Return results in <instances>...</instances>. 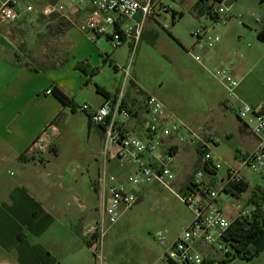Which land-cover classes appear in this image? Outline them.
<instances>
[{
	"label": "crops",
	"instance_id": "obj_1",
	"mask_svg": "<svg viewBox=\"0 0 264 264\" xmlns=\"http://www.w3.org/2000/svg\"><path fill=\"white\" fill-rule=\"evenodd\" d=\"M5 1L0 0V5ZM137 1L146 4L151 2L153 6L161 3L164 10L158 9L160 12L152 20L144 19L141 14L131 21L121 20L106 35L97 38H91L80 30L92 10L88 2L17 0V10L24 11L27 6H33L34 12L23 14L15 23L0 24V264H97L89 241L84 237V231L101 219L99 211L97 209V212H88L85 207L84 211H76L72 196L76 198L77 189L70 187H77L79 184L87 186L88 190L96 194L99 202L93 187L102 168L107 166L113 174L121 176V179L129 171L121 172L114 157H109L107 162L102 156V130L90 121L89 113L80 110L82 105H77L76 100L80 99L85 89L95 87L97 97H90L82 104L99 108L123 90V105L134 114L128 123V129L135 136L146 140L148 135L144 122L147 114H141L140 111L143 110L145 98L152 94L137 79L134 72L136 58L142 44L152 47L159 44V33L153 25L154 22L158 23V18H167L172 13L174 26L177 19L185 17L183 10L164 6L165 0ZM57 3L64 6L62 13L43 14L47 5ZM197 11L194 18L201 23L200 28L220 37V42L211 49L206 46L200 48L196 43L192 46L190 52L196 56L201 57L197 51L205 52L204 59L201 57V62H198L204 68H208L225 54L228 48L227 34L233 35L235 28L239 30L236 35L240 44L246 39L251 41L250 45L254 44L252 51L251 47L250 52L241 54L242 60L239 63L221 68H226L239 81L236 97L230 98L226 94L223 102V108L230 110L236 118L235 129L242 147L237 150L233 164L227 165V172L230 168L239 170L242 182L249 189L244 172L246 169L254 172L242 166L241 162L255 150L257 139L253 134L252 123L242 120L238 112L244 105L264 111V43L257 39L258 32L264 30V17L256 18L253 25L245 22L248 32H244L241 26L229 23L233 15L228 22L220 25L204 9L200 11L197 8ZM174 13L182 14V17L175 20ZM251 17L254 18V15L251 14ZM123 24L135 29L142 24V30L138 41L133 37L126 40L124 44L128 46L127 61L119 62L116 52L109 55V47L113 35ZM219 25L222 26L220 29ZM131 60L132 69L129 76H126L124 69ZM107 65L113 68L115 75L112 83L104 84L98 76L107 69ZM55 89L65 93L72 106H65L55 93L46 94V91L55 92ZM166 108L171 111L167 106ZM171 112L176 121L200 131L205 140L214 139L216 142L213 152L220 146L222 134L218 125H225L226 116H212L201 123L187 118L178 119L177 114ZM52 123L58 129V134L53 138L54 152L27 153L30 146ZM75 126H79V132L72 130ZM164 144L167 148L172 146L171 165L174 171L178 169L180 172H189L184 156L194 148L198 158L197 146L182 141L179 136L165 139ZM73 149L90 157L91 162L94 160L97 164L96 171L91 164L80 175L68 173L59 162L66 151L71 152ZM96 149L98 152L95 154ZM38 156L44 158V163L38 161ZM178 161L181 163L180 168L176 167ZM218 174L219 171H206V179L226 195H242L226 184L228 173L221 179H218ZM175 175L177 180L178 175ZM151 186L140 191L139 201ZM225 189L231 192H226ZM222 196L221 193L217 205L229 220H234L237 215L234 207L240 205L231 204ZM249 199L242 208H255L249 203ZM228 208L231 209L230 215L225 212ZM68 217L75 221L71 226H68ZM57 223L59 225L55 227ZM175 240L166 245L174 243ZM192 248L194 253L201 255L204 262L228 264L234 261L225 263L227 255L202 242L194 243ZM164 251L165 249L157 253L151 264L161 258Z\"/></svg>",
	"mask_w": 264,
	"mask_h": 264
},
{
	"label": "built area",
	"instance_id": "obj_2",
	"mask_svg": "<svg viewBox=\"0 0 264 264\" xmlns=\"http://www.w3.org/2000/svg\"><path fill=\"white\" fill-rule=\"evenodd\" d=\"M80 3L88 2L91 13L87 21L80 26V30L91 38L104 36L111 27H116L121 20L131 21L138 14L144 19L151 17V2L143 5L137 0H72ZM17 0H6L0 5V24H12L26 13L34 12L33 6H27L24 11L17 10ZM64 6L60 3L49 4L43 9L44 15L62 13ZM215 23L225 24L231 19L229 9L219 6L212 12ZM142 24L136 29L123 24L113 35L112 44L115 48L122 46L126 40H139ZM195 43L203 48H213L220 42V37L211 35L206 29L192 32ZM197 62L201 57L189 52ZM133 60L124 69L129 76ZM216 75L221 79L230 98L236 97L239 81L226 69H220ZM47 95L53 90L46 91ZM123 90L112 99H108L99 108L82 105L80 110L90 114V121L101 128L103 145L101 154L108 162L109 157L118 161L121 172L129 174L121 179L104 166L96 180L93 189L98 194L101 213L100 221L92 224L84 231V237L89 241L97 264H109L104 253V241L109 230L131 210L140 199V191L150 185H159L167 191L173 192L176 175L172 169V146L167 148L165 139L181 137L191 145L197 146L202 153L203 168L198 171L187 184L184 192L178 197L191 209L193 221L174 243L166 245L165 237L159 233L156 238L164 245L165 251L161 258L153 264H204L201 255L193 252V244L202 242L216 248L224 255L232 254L228 243L224 240L227 231L237 219H250L254 207L242 208L235 206L236 218L229 220L217 205L222 190L215 188L206 179V171H219L222 163L214 157L215 140H205L200 131L176 121L174 114L155 96H148L144 100L141 114H147L144 122L147 139L142 140L128 129V123L134 114L123 105ZM242 120H249L253 125V134L257 139L255 150L242 159V166L264 177V111H258L250 105H244L238 112ZM58 134L54 123L48 125L41 136L30 146L27 153H53V138ZM38 161L44 163V158L38 156ZM131 168V170H130ZM226 184L231 185L243 181L237 169H228Z\"/></svg>",
	"mask_w": 264,
	"mask_h": 264
},
{
	"label": "rangeland",
	"instance_id": "obj_3",
	"mask_svg": "<svg viewBox=\"0 0 264 264\" xmlns=\"http://www.w3.org/2000/svg\"><path fill=\"white\" fill-rule=\"evenodd\" d=\"M223 6L229 9L230 16L233 15L229 23H236L248 32L245 22L255 24L256 18L264 17V0H222ZM146 5L145 2H142ZM164 6H170L175 10H183L185 17L177 19L176 24L172 25V13L167 18H158V23H153L159 33V44L152 47L146 43L140 47V52L136 58L134 72L138 81L152 96L160 99L178 119H192L195 122H203L212 116H226L225 125H218L221 128L222 142L214 151V157L220 159L222 168L219 170L218 179L226 176L229 164H233L237 150L242 149L239 136L236 132L237 121L230 110L223 108L224 99L227 97L221 79L216 75L217 71L225 66L236 65L242 60L241 54H246L254 49L250 45L251 41L238 42L235 28L233 35L227 34L228 48L222 57L216 59L208 68L198 63L189 53L195 43L192 32L201 29V23L194 18L198 12L197 8L207 10V6L200 0H165ZM151 20L156 18L164 10L161 3L159 6L151 4ZM221 5H217L218 8ZM254 15V18L251 17ZM204 22V20H202ZM223 25V24H220ZM218 26L219 29L222 26ZM126 44V43H125ZM115 48L113 44L109 47V55L116 52L119 62H126L128 46ZM204 59L205 52L197 51ZM244 59V58H243ZM205 71H204V69ZM115 73L110 65L99 76V80L104 84L112 83ZM96 96V88L89 87L82 92L77 105H83L84 100ZM100 98V96H98ZM183 119V120H184ZM72 130L80 131L79 126ZM231 135L232 137H228ZM98 152L96 149L95 154ZM196 149L191 148V152L184 156L188 165L189 172L173 171L177 174V180L173 185V192L163 189L159 185H152L144 194L141 201L129 210L120 221L113 226L104 241V253L109 264H151L155 260L157 253L165 249L164 245L157 240L156 236L162 233L166 239L165 243H171L185 228L190 226L194 217L191 209L178 197L184 186L192 180L194 175L201 169L200 158H196ZM196 159V160H195ZM178 160V159H176ZM175 160V161H176ZM195 161V163H194ZM60 165L66 168L71 174L80 175L87 166H91L94 171L97 164L91 158L75 151H66L60 158ZM180 164V165H179ZM178 161L176 167L180 168ZM131 170V168H130ZM244 176L249 183V189L240 197L226 195L222 192V198L231 204L243 206L244 202L251 198L253 193L261 192L264 194V178L258 174L245 170ZM76 198L72 196L73 205L76 211L88 212L99 211L100 204L97 196L87 186L79 184L77 187ZM80 191V192H79ZM230 215L231 209L225 210ZM100 218L101 213L99 211ZM100 221V220H99ZM98 222V221H96ZM68 226L74 224L73 218L68 217ZM59 223H57L58 227ZM228 264H264V250L255 255L251 260L236 258Z\"/></svg>",
	"mask_w": 264,
	"mask_h": 264
},
{
	"label": "trees",
	"instance_id": "obj_4",
	"mask_svg": "<svg viewBox=\"0 0 264 264\" xmlns=\"http://www.w3.org/2000/svg\"><path fill=\"white\" fill-rule=\"evenodd\" d=\"M207 6V14L212 19V12L215 10L217 5H221V0H200ZM200 11L203 8H198ZM182 17V14H173V18ZM257 39L264 43V30H261L257 34ZM56 97L62 102L65 106H72L69 98L65 93L59 89H55ZM108 97V96H106ZM54 152V151H53ZM200 165L202 153L199 152ZM230 189H233L238 194H243L248 189V185L244 184L242 181L240 183L231 184ZM226 192H231L228 189H225ZM249 203L255 206V210L252 213L250 219H237L234 221L226 233L224 240L228 243V247L232 250L234 254L230 257V254H227L226 262H231L236 258L251 260L255 255H258L264 250V194L260 191L253 193L252 197L249 199ZM204 264H213L204 262Z\"/></svg>",
	"mask_w": 264,
	"mask_h": 264
}]
</instances>
